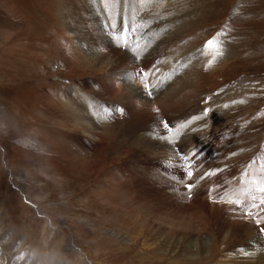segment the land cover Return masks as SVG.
Returning a JSON list of instances; mask_svg holds the SVG:
<instances>
[{
	"label": "rangeland",
	"instance_id": "obj_1",
	"mask_svg": "<svg viewBox=\"0 0 264 264\" xmlns=\"http://www.w3.org/2000/svg\"><path fill=\"white\" fill-rule=\"evenodd\" d=\"M82 1L0 0V264H237L263 252L264 205L253 204L264 198V0H116L110 19L98 5L110 46L141 63L133 87L153 99L184 81L153 107L125 103L130 89L109 93L126 82L124 64L102 55L90 32L105 24ZM150 5L159 18L141 13ZM217 39L225 63L208 60ZM71 97L98 128L81 154H67L78 149ZM127 211L177 231L135 225Z\"/></svg>",
	"mask_w": 264,
	"mask_h": 264
},
{
	"label": "bare ground",
	"instance_id": "obj_2",
	"mask_svg": "<svg viewBox=\"0 0 264 264\" xmlns=\"http://www.w3.org/2000/svg\"><path fill=\"white\" fill-rule=\"evenodd\" d=\"M87 1V0H86ZM127 1V0H126ZM157 1V0H156ZM68 2H70V3H77V2H80V7H81V0H68ZM82 2H84V0L82 1ZM87 2H89V1H87ZM86 2V3H87ZM121 2V1H120ZM125 2V1H124ZM62 3V2H61ZM91 3V4H90ZM90 6H91V8H92V12H94V13H96V15H95V17H94V22H97V21H99L100 23H102V24H105V23H107L106 22V20L102 17V13H104L105 12V14H106V18H107V15L108 16H112L113 14H114V9H115V3H116V0H90ZM123 4V3H122ZM78 5V4H77ZM87 4H85V6H86ZM98 5H100L101 7H102V10H103V12L101 13L100 12V8L98 7ZM63 6V5H62ZM76 6V5H75ZM85 6H83V9L82 10H85V9H87V7H85ZM154 6V5H153ZM61 7V6H60ZM76 7H78V6H76ZM76 7H74V8H76ZM89 7V6H88ZM69 8V7H68ZM156 7L154 6V8L153 7H151V5H150V7L149 6H147V7H145V9L143 10V8H141V10H143L141 13L143 14V15H146V16H148L149 18H151V16H152V18H155V17H157V15H159L160 14V12H158L157 13V15H156V13H149L148 12V10H151V11H155V10H157V9H155ZM60 9V8H59ZM62 9V8H61ZM90 9V8H89ZM63 10H66V9H63ZM79 10V9H78ZM117 10V9H116ZM80 11V10H79ZM85 11H87V10H85ZM164 11V10H163ZM157 12V11H156ZM162 12V11H161ZM78 13V12H77ZM89 13H91V12H89ZM92 14V13H91ZM63 15H65V14H63ZM183 15V14H182ZM181 15V16H182ZM89 16V15H88ZM75 17V16H74ZM179 17V16H178ZM76 18V17H75ZM112 18H113V16H112ZM111 18V19H112ZM157 18H159V17H157ZM79 19V18H78ZM107 19H110V18H107ZM147 19V18H146ZM169 19V18H168ZM84 22V21H83ZM82 22V23H83ZM89 24V23H88ZM87 24V25H88ZM181 24V23H180ZM68 25V24H67ZM86 25V24H85ZM92 25V24H91ZM89 26V25H88ZM69 26H67V28H68ZM102 27V26H101ZM100 27V29L101 30H103V31H101L102 32V34H99V33H95V35L94 34H92V32H90V34H91V36H93V37H98V39H97V41H99V44L100 45H102V46H104V49H105V51H106V53L104 54H102V55H105V59H109L110 58V55H112L111 53H107V52H111V50H113V51H116L120 56H115V55H113V56H115L116 57V63H117V65H119L120 64V62H122L123 64H124V66H122V67H124V68H121V71L123 70V79H121L123 82H124V80L126 81V82H124V83H122V84H120L119 85V87L118 88H116V89H108L109 90V93H112V94H114L115 95V93H117V91L119 90V89H122L123 90V93L125 92H128L127 90H129L130 89V94H127L126 95V97L124 96V101H125V98H127L128 100V102H131V98H132V100L134 99L135 101H137L138 103H134V104H139V103H141V104H143V105H146V106H148L149 104L152 106V105H154L155 103L157 104V102L159 103V101L160 102H163V101H165V98H167V97H170V95H171V93H172V89H173V93L175 92V88H174V86H176V85H179V83H181L182 84V82H184V81H176L177 83H175V85H171V84H173V82L171 83V84H169V85H171V86H167L165 89H167L166 91H165V89L161 92V94L159 93H157V94H153V95H155L154 97H153V99H150V98H148V97H145V95H144V91L142 90V89H140L139 87H133L132 86V84H130L129 82H130V80L131 79H136L137 77H134V73H136V72H139V69H140V67H141V61H139V63H140V65H139V68L135 65L136 63H137V61H135V60H133V58L134 57H131L129 54H126L125 52H122V53H120L117 49H115V48H113V46L111 47L110 45V37L108 36V34L106 35V33H104L105 32V30L106 31H109L108 30V26H107V24H105L104 25V27H102L101 28ZM177 27V26H176ZM179 28V27H178ZM176 29L177 28H174L173 30H171L172 32V34H173V36L172 37H170V40L171 39H174L175 41L177 40L176 39V37H177V35H179L180 33H177V31H176ZM76 30V29H75ZM140 30V29H139ZM80 31V30H79ZM83 31V30H82ZM81 31V32H82ZM140 31H142V30H140ZM125 32V31H124ZM179 32V31H178ZM85 33H83V35H84ZM143 34L145 35V33L143 32ZM170 35V34H169ZM77 36H79V33L77 34ZM90 36V37H91ZM182 36H184V34H182ZM72 37V36H71ZM70 37V38H71ZM81 37V36H80ZM128 39H130V35L128 34ZM169 37V36H168ZM76 39H77V37H76ZM90 39H92V38H90ZM124 39V38H123ZM221 39V38H220ZM220 39H217L218 41L216 42V44H215V41H214V43H211V44H209L207 47H206V50L205 51H207V57L209 58H207L209 61H212V62H224V58H225V52H224V50H222V52H221V46H222V42L221 43H219L220 41ZM82 40V39H81ZM84 40H85V38H84ZM131 40V39H130ZM73 41V40H72ZM90 41V40H89ZM126 41V40H125ZM167 41V40H166ZM175 41H173V42H175ZM188 41V40H187ZM222 41V40H221ZM176 42H178V41H176ZM180 42V41H179ZM59 43V42H58ZM94 43V42H93ZM96 43V42H95ZM152 43V42H151ZM190 43V42H189ZM189 43L187 44V45H189ZM153 44H154V42H153ZM172 44V43H171ZM91 45V44H90ZM169 45V44H168ZM79 46V45H78ZM180 47V46H179ZM96 48V47H95ZM171 48V47H170ZM90 49H91V51L94 53V50H93V48H91V46H90ZM167 49V48H166ZM176 49V48H175ZM208 49V50H207ZM220 49V50H219ZM223 49V48H222ZM81 50V49H80ZM83 50V49H82ZM168 51H169V48L167 49ZM172 50V49H171ZM70 51H71V53L69 52V55H70V57L71 58H73L74 60H75V58L76 57H78V53L73 49V48H71L70 49ZM87 51V50H86ZM208 52H209V54H208ZM217 52H219V53H217ZM83 53V52H82ZM89 53V52H88ZM87 53V54H88ZM95 54V53H94ZM116 54V53H115ZM164 54V53H163ZM204 54V53H203ZM205 54H206V52H205ZM89 55V54H88ZM88 55H87V58H88ZM220 55V56H219ZM127 58H126V57ZM158 57V56H157ZM213 57V58H212ZM94 58L96 59V62L98 63V65L95 63V60H94ZM94 58H93V62L95 63V65H97L96 66V68L101 64V58H100V55H99V52H97V54L96 55H94ZM210 58H212V59H210ZM90 59V58H89ZM92 59V58H91ZM112 59V58H111ZM64 60H68V57H64ZM83 60V59H82ZM87 60V59H86ZM141 60V59H140ZM143 60V59H142ZM152 60H153V58H152ZM81 61V60H80ZM191 61V60H190ZM70 62V61H69ZM153 62V61H152ZM218 62V63H219ZM220 62V63H221ZM113 63H115V61H113ZM121 63V64H122ZM169 62H167V65L166 66H168L169 64H168ZM225 63V62H224ZM104 64V63H103ZM143 64H144V66H146V67H149V65H150V63L147 61L146 63H145V61L143 62ZM148 64V65H147ZM158 64V63H157ZM171 64V63H170ZM85 66H87V68L89 67L90 69L92 68V66L93 65H91V63H90V61L89 60H87V61H85V64H84ZM115 65V64H114ZM164 65V64H163ZM83 66V65H82ZM112 66V65H111ZM93 67H95V66H93ZM115 67V66H114ZM113 66H112V70H113V68H114ZM120 67V66H119ZM88 68V69H89ZM96 68H95V70H96ZM166 68H168V67H166ZM94 69V68H93ZM116 69V68H115ZM97 70H99V69H97ZM97 70L95 71V73H98V72H100V70L97 72ZM148 70V69H147ZM92 71H94V70H92ZM120 71V70H119ZM120 71V72H121ZM189 71V70H188ZM116 72V71H115ZM104 73V72H103ZM117 73V72H116ZM189 74V76H185L183 79H186L187 81H189V78L190 77H192L194 74H193V71H190V72H188L186 75H188ZM98 75V74H97ZM105 75V74H104ZM177 75V74H176ZM103 76V75H102ZM106 76V75H105ZM184 76V75H183ZM110 77V76H109ZM112 77V76H111ZM180 77H181V75H180ZM126 78H128V80H126ZM144 78V77H143ZM175 78H179V76L178 77H175ZM120 80V81H121ZM174 80H176V79H174ZM178 80H180V78L178 79ZM106 81V80H105ZM138 81V80H137ZM186 82V81H185ZM89 83V82H88ZM127 83V84H126ZM114 84V83H113ZM118 84V83H117ZM181 84H180V86H181ZM185 84V83H184ZM187 84V83H186ZM183 85V84H182ZM105 86V85H104ZM107 86V85H106ZM180 86H178L177 88H179ZM111 87V86H110ZM117 87V86H116ZM99 88V87H98ZM181 88H182V86H181ZM152 89H155V88H152ZM121 90V91H122ZM181 90V89H180ZM159 91V90H158ZM107 94H108V91H107ZM175 94V93H174ZM172 96H175V95H172ZM122 97V96H121ZM178 97V96H177ZM107 98H108V96H107ZM76 99V100H75ZM120 99V98H119ZM174 99H175V97H174ZM100 100V99H99ZM133 100V101H134ZM180 100V99H179ZM184 100H186V99H184ZM58 101V100H57ZM127 101H125V103H127ZM167 101V100H166ZM56 102V101H55ZM62 102V101H61ZM61 102H59V103H61ZM68 105H69V108L71 107V109H66L65 108V103H62V105L64 106V114H65V117H66V126H67V128H69L70 130H72L73 132H74V135H73V138L72 137H69V139H68V142H69V145H72L73 144V142H75V144L77 145V147H78V149H72V150H70V147L68 148V153L67 154H73L75 151H78V152H76L77 154L78 153H80V152H82V150H85V147L87 146V145H90L91 146V144H90V142L89 141H87V140H85V139H83V136L85 135V134H87V135H93L94 133L93 132H96V130L98 129L97 128V126H96V124L89 118V116L87 115V113L85 112L86 110L85 109H87L84 105H85V102L84 101H82V99H81V101L78 99V97H76V98H73V97H71V98H68V100H66L65 101ZM83 104H82V103ZM57 103V102H56ZM108 103V102H107ZM121 103V102H120ZM95 105L97 104L96 102L94 103ZM134 104H132V105H134ZM155 104V105H156ZM163 104V103H162ZM168 104V103H167ZM52 105V104H51ZM61 105V106H62ZM127 105V104H126ZM60 106V107H61ZM62 106V107H63ZM89 106H90V108L93 110V113H96L97 114V111H98V109L99 108H97L98 106H95V108H96V110L95 109H93L92 107H93V105L91 106V103H89ZM101 106V105H100ZM99 106V107H100ZM131 106V105H130ZM137 106V105H136ZM139 106H141V105H139ZM133 107V106H132ZM142 107H144V106H142ZM153 107V106H152ZM135 108V107H134ZM144 108H146V107H144ZM147 109V108H146ZM149 109V108H148ZM88 110V109H87ZM130 110V109H129ZM145 110V109H144ZM111 114V112H109L108 114H106V115H110ZM149 114V113H148ZM61 115V114H60ZM160 116V115H159ZM154 117V116H153ZM156 117V116H155ZM159 118V117H158ZM161 118V117H160ZM159 118V119H160ZM166 119L167 118V116H165V117H163V119ZM61 119V118H60ZM151 119H152V117H151ZM151 119H149L150 121H151ZM157 119V118H156ZM158 120V119H157ZM159 122H161V121H159ZM153 123L154 124H156L157 122L155 121V118L153 119ZM162 123V122H161ZM152 125V124H151ZM152 127V126H151ZM150 127V128H151ZM156 127V126H155ZM153 128V127H152ZM155 130V129H154ZM163 130V129H162ZM68 131V130H67ZM71 131V132H72ZM150 131V130H149ZM154 132V136L156 135V133L158 132H156V131H153ZM91 133H93V134H91ZM159 133V132H158ZM146 134H152V133H147L146 132ZM161 134V133H160ZM76 135V136H75ZM147 136V135H146ZM92 137V136H91ZM151 137V136H150ZM162 138H163V136H162ZM152 139V138H151ZM155 139V138H154ZM168 140V139H167ZM167 140H165L166 141V143H167ZM156 141H158V142H155L154 141V145L156 146V149L157 150H162V151H164L166 148H168V147H170V146H168L167 144H169L170 142H168L167 144L164 142V140L162 139H160V140H158V139H156ZM163 142L168 146V147H166L165 145H163ZM89 143V144H88ZM68 145V146H69ZM86 145V146H85ZM170 145V144H169ZM183 147V146H182ZM153 148V147H152ZM151 149V148H150ZM166 152V151H165ZM81 154V153H80ZM165 155V154H164ZM75 156V155H74ZM158 166H160V164L158 165ZM164 167V166H163ZM167 167V166H166ZM168 168V167H167ZM166 168V171H167V173L169 172L168 170H172V169H170V168H168L167 169ZM174 171H175V169H174ZM177 171H178V169H177ZM183 172H185V171H183ZM179 173H180V171H179ZM181 173H182V171H181ZM180 173V174H181ZM174 174H176V173H174ZM174 176V175H173ZM179 176V175H178ZM175 177H177L176 175H175ZM181 178H182V175L180 176ZM179 177V178H180ZM178 178V179H179ZM169 183H171V182H169ZM173 183V185L175 184L174 182H172ZM171 183V184H172ZM176 185V184H175ZM178 185V184H177ZM179 186V185H178ZM205 186V185H204ZM181 188V187H180ZM183 189V188H182ZM198 194V193H197ZM203 195V194H202ZM203 204V203H202ZM127 213L129 214V216H131L132 218H133V224H137V225H141V226H143L144 227V225H147V226H149V227H153L154 229H155V231H159L160 233H162L161 232V229H163V225L162 224H151V222H149V220H147V219H145L144 217H138V216H135L133 213H130V212H128L127 211ZM154 216H156V214L154 215ZM140 218V220H138ZM170 220V219H169ZM164 224V223H163ZM155 226H157V227H155ZM146 227V226H145ZM165 227V226H164ZM142 228V227H141ZM152 228V229H153ZM175 227L174 226H172L171 228H164L163 230L166 232V234H175L176 233V231H175V229H174ZM177 228V227H176ZM145 231V230H144ZM164 232V233H165ZM185 235H189L188 237L186 236V238L188 239L189 237H191L190 235L191 234H185ZM171 236V235H170ZM252 237H253V235H252ZM166 238H168V235H166V237H164L163 239L165 240V243L162 245L163 247H165V246H168V243H167V240L168 239H166ZM251 238V237H250ZM249 238V239H250ZM256 239V238H255ZM254 239V240H255ZM175 240V239H174ZM185 240V239H184ZM189 242L191 243V238H189ZM259 240V239H258ZM189 243V244H190ZM170 244H172L171 246H169V247H176V245H174L172 242L170 243ZM196 244V243H195ZM5 246V245H4ZM197 246V245H196ZM185 247L186 246H182V248H180V247H178L180 250V252H183V254L185 253H188V251H185L184 249H185ZM187 247H188V245H187ZM186 247V248H187ZM251 247V246H250ZM249 246L247 247V248H250ZM254 247V246H253ZM253 247H251V250L253 249ZM3 248V247H2ZM12 248V246H10V249ZM198 248L200 249V250H202V249H204L205 248V246L203 245V244H199V246H198ZM9 249V248H8ZM197 249V248H196ZM244 249H246V248H244ZM256 249H258V248H256ZM255 249V250H256ZM188 250V249H187ZM242 250V249H241ZM248 250V249H247ZM185 251V252H184ZM192 251H193V248H192ZM192 251H191V253H192ZM197 252V251H196ZM246 252H248V251H246ZM190 253V252H189ZM244 253H245V250H244ZM193 254V253H192ZM251 254H252V252H251ZM242 255H243V253H242ZM245 255H246V253H245ZM247 255H249V253H247ZM244 256V255H243ZM192 257V256H191ZM1 260V259H0ZM173 262H175V260L173 261ZM232 262V261H231ZM12 264H19V262H18V260H15V261H13L12 262ZM237 264H264V251L263 252H260V250H256V251H253V254L252 255H249V257H248V259L247 260H244V261H241V262H237Z\"/></svg>",
	"mask_w": 264,
	"mask_h": 264
},
{
	"label": "snow or ice",
	"instance_id": "obj_3",
	"mask_svg": "<svg viewBox=\"0 0 264 264\" xmlns=\"http://www.w3.org/2000/svg\"><path fill=\"white\" fill-rule=\"evenodd\" d=\"M208 43L211 44L212 41H208ZM165 127H167V125H165ZM187 175H192V173L189 172V173H187ZM187 187L190 189V188L192 187V185L189 184V185H187ZM259 191L264 192V187L260 188ZM254 199H255V198H254ZM231 203H235V204L239 205L241 202H240L239 200H237V201H233V202H231ZM261 205H264V198H262V199L260 200V203H259V204H253V207H255V208H260ZM261 211H264V209H261ZM247 215L250 216V217H253V214H252L251 212H248ZM253 218H254L255 223H256L257 225H260V224H261V217H260L259 214H257V215L254 216ZM260 232H261V233H264V227H261V228H260Z\"/></svg>",
	"mask_w": 264,
	"mask_h": 264
}]
</instances>
